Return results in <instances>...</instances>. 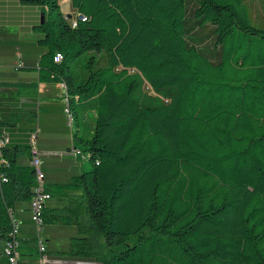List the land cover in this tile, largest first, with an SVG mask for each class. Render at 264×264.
<instances>
[{
  "label": "trees",
  "instance_id": "trees-1",
  "mask_svg": "<svg viewBox=\"0 0 264 264\" xmlns=\"http://www.w3.org/2000/svg\"><path fill=\"white\" fill-rule=\"evenodd\" d=\"M256 1L72 0L70 20L59 0H20L45 13L35 27L42 76L65 83L75 118L94 112L92 132L73 147L89 168L47 181L45 231L67 233L57 248L45 232L52 257L264 264V13L255 14ZM23 151H0V257L11 215L33 198ZM19 238L21 250L37 249V236Z\"/></svg>",
  "mask_w": 264,
  "mask_h": 264
},
{
  "label": "crops",
  "instance_id": "crops-1",
  "mask_svg": "<svg viewBox=\"0 0 264 264\" xmlns=\"http://www.w3.org/2000/svg\"><path fill=\"white\" fill-rule=\"evenodd\" d=\"M41 12L38 6L24 5L20 0H0V130L10 136L11 145L24 150L19 154V163L30 165L29 151L24 147L28 146L30 132L39 127L38 145L44 153L47 181L62 183L89 168L73 147L77 135L92 132L94 112H80L69 123L65 83L42 76L46 72L40 67L43 49L38 45L40 34L35 30ZM19 32L27 33L28 37L21 38ZM19 61H23L24 67H15ZM75 101L79 102L78 96ZM29 207L30 202L21 203L16 214L19 236L24 241L37 235ZM58 230L50 227L45 232L50 234L54 247H65L67 233ZM21 252L28 264H38L36 246ZM53 261V264H98L54 255Z\"/></svg>",
  "mask_w": 264,
  "mask_h": 264
},
{
  "label": "built area",
  "instance_id": "built-area-1",
  "mask_svg": "<svg viewBox=\"0 0 264 264\" xmlns=\"http://www.w3.org/2000/svg\"><path fill=\"white\" fill-rule=\"evenodd\" d=\"M79 17L83 18L82 16ZM63 59L64 55L61 52H57L54 56V61L56 63L62 62ZM15 67H24L23 61H19L15 65ZM66 112L69 123H72L74 120L72 112L68 108ZM39 132V127H36L30 132L28 138L29 153L31 154L30 165L34 171L35 178L34 193L30 204V212L32 220L36 227L38 264H53V257L49 254L48 247L46 244L44 219L45 205L47 203V200L50 198L51 194L47 190L46 172L43 166L44 153L38 146ZM10 140V136L6 132L0 130V151L2 147L10 144ZM75 153L80 154V151L76 150ZM0 180L7 181L5 173H0ZM11 218L13 220L12 232L10 233L9 238L3 245V255L1 253V257H5L8 261V264H28L22 258L21 241L19 238V220L14 215H11Z\"/></svg>",
  "mask_w": 264,
  "mask_h": 264
},
{
  "label": "rangeland",
  "instance_id": "rangeland-1",
  "mask_svg": "<svg viewBox=\"0 0 264 264\" xmlns=\"http://www.w3.org/2000/svg\"><path fill=\"white\" fill-rule=\"evenodd\" d=\"M62 12L68 17V15L77 16V11L72 5V0H59ZM254 12L255 14L263 15L264 13V0H257L254 3ZM41 19V17H40ZM71 20V19H70ZM21 38H27L28 34L24 32H19ZM148 89V88H147ZM148 91H150L148 89Z\"/></svg>",
  "mask_w": 264,
  "mask_h": 264
},
{
  "label": "water",
  "instance_id": "water-1",
  "mask_svg": "<svg viewBox=\"0 0 264 264\" xmlns=\"http://www.w3.org/2000/svg\"><path fill=\"white\" fill-rule=\"evenodd\" d=\"M69 19L73 18V15H68ZM45 22V13H41V19L39 24H43Z\"/></svg>",
  "mask_w": 264,
  "mask_h": 264
}]
</instances>
